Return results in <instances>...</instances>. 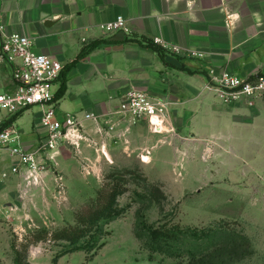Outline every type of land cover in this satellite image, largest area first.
I'll use <instances>...</instances> for the list:
<instances>
[{"label":"rangeland","instance_id":"rangeland-1","mask_svg":"<svg viewBox=\"0 0 264 264\" xmlns=\"http://www.w3.org/2000/svg\"><path fill=\"white\" fill-rule=\"evenodd\" d=\"M163 99L161 132L103 121L99 137L38 156L37 172L0 163V264H180L149 259L143 224L227 228L249 245L227 264H264V96L224 95L209 82L176 108ZM125 170L134 174H123L122 212L102 227L103 246L61 253L54 230L73 225L76 210Z\"/></svg>","mask_w":264,"mask_h":264},{"label":"crops","instance_id":"crops-1","mask_svg":"<svg viewBox=\"0 0 264 264\" xmlns=\"http://www.w3.org/2000/svg\"><path fill=\"white\" fill-rule=\"evenodd\" d=\"M117 16L124 18V31L99 29ZM0 30L28 37L34 52L62 63L65 91L55 99L59 118L99 116L82 120L81 138L75 145L65 142L71 146L83 137H99L92 132L103 121L130 126L132 121L117 112L129 89L166 98L176 108L183 95L199 97L204 84L212 83L211 71L213 76L264 73V0H0ZM144 40L162 47L165 60L142 45ZM60 83L59 78L55 93ZM14 87L9 66L0 65V92ZM40 115L41 107L33 106L14 120L27 151L44 132ZM143 123L134 129L141 132ZM3 161L11 163L6 154Z\"/></svg>","mask_w":264,"mask_h":264},{"label":"built area","instance_id":"built-area-1","mask_svg":"<svg viewBox=\"0 0 264 264\" xmlns=\"http://www.w3.org/2000/svg\"><path fill=\"white\" fill-rule=\"evenodd\" d=\"M124 18L100 24L98 27L107 33L124 31ZM31 40L17 34L5 35L0 30V65H8L13 91L0 92V163L6 154L11 161V170L26 165L37 172V157L42 154L48 159L60 142L75 143L81 138L79 130L82 120H96L99 116L85 113L82 119L76 115L57 116L54 87L63 69L61 62L33 51ZM212 84L224 95H242L248 99L264 96V76L254 74L241 77L231 74L213 76ZM41 107L39 119L44 129L40 140L32 151L22 146L21 133L11 118L22 111ZM117 112L134 123L145 121L153 131L161 132L165 126L167 103L163 98L153 97L139 89H129L121 94Z\"/></svg>","mask_w":264,"mask_h":264},{"label":"trees","instance_id":"trees-1","mask_svg":"<svg viewBox=\"0 0 264 264\" xmlns=\"http://www.w3.org/2000/svg\"><path fill=\"white\" fill-rule=\"evenodd\" d=\"M142 45L151 48L161 60H165V50L153 41L144 40ZM91 48L92 46L83 49L70 65L82 58ZM259 74L264 76V73ZM60 80L54 96L56 100L65 91V78L62 72ZM19 114L13 116L11 121ZM123 174L132 176L134 172L125 170L122 175L114 176L115 182L104 185L95 197L90 198L76 210L73 225L54 230L52 238L63 243L61 253L95 252L103 246V243H98L102 227L116 219L122 212L117 208V200L122 193ZM142 227L146 234L143 245L149 259L154 255H161L179 260L180 264H227L228 259L229 261L237 259L239 254L249 248L244 237L220 226L192 228L173 224H143ZM43 233L45 231L38 232L41 236Z\"/></svg>","mask_w":264,"mask_h":264}]
</instances>
